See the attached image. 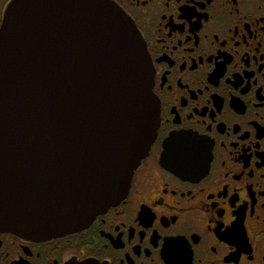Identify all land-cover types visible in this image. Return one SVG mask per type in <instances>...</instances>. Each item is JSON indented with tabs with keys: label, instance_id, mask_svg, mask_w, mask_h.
Here are the masks:
<instances>
[{
	"label": "flooded vegetation",
	"instance_id": "1",
	"mask_svg": "<svg viewBox=\"0 0 264 264\" xmlns=\"http://www.w3.org/2000/svg\"><path fill=\"white\" fill-rule=\"evenodd\" d=\"M110 1L145 44L155 142L117 206L48 241L0 231V264H264V0Z\"/></svg>",
	"mask_w": 264,
	"mask_h": 264
},
{
	"label": "water",
	"instance_id": "2",
	"mask_svg": "<svg viewBox=\"0 0 264 264\" xmlns=\"http://www.w3.org/2000/svg\"><path fill=\"white\" fill-rule=\"evenodd\" d=\"M3 18L0 231L81 232L126 198L157 137L145 44L110 0H13Z\"/></svg>",
	"mask_w": 264,
	"mask_h": 264
},
{
	"label": "snow or ice",
	"instance_id": "3",
	"mask_svg": "<svg viewBox=\"0 0 264 264\" xmlns=\"http://www.w3.org/2000/svg\"><path fill=\"white\" fill-rule=\"evenodd\" d=\"M177 131H179V130H177Z\"/></svg>",
	"mask_w": 264,
	"mask_h": 264
}]
</instances>
